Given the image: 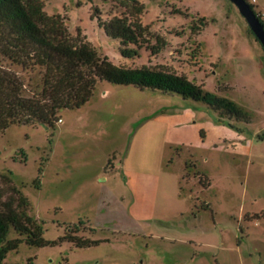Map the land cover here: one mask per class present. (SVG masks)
I'll list each match as a JSON object with an SVG mask.
<instances>
[{
  "label": "rangeland",
  "instance_id": "rangeland-1",
  "mask_svg": "<svg viewBox=\"0 0 264 264\" xmlns=\"http://www.w3.org/2000/svg\"><path fill=\"white\" fill-rule=\"evenodd\" d=\"M247 1L264 22V0ZM45 4L49 15L65 18L74 40L90 42L100 58L185 75L235 102L249 122L225 121L243 132L232 139L241 146L197 150L194 159L177 157L172 171L183 196L175 189L174 199H168L163 191L157 205L177 207L185 215L166 226L156 222L144 227L124 213L123 175L108 172L113 162L103 173L104 163L129 151L148 115L182 97L103 81L86 105L60 111L55 129L15 124L0 131V174L10 176L29 199L30 215L42 224L44 237L55 241L71 229L84 239L108 240L84 248L68 240L44 247L22 243L2 264H264V48L238 7L230 0ZM141 5L143 12L134 13ZM123 16L138 17L148 27L139 56L132 59L122 57L120 41L99 26V17ZM153 46L161 50L154 53ZM0 68L19 77L24 95L42 91L43 67H26L0 53ZM100 174L107 179L98 180ZM5 191L0 177V192ZM166 234L174 239L164 238ZM16 238L20 235L11 230L7 239Z\"/></svg>",
  "mask_w": 264,
  "mask_h": 264
},
{
  "label": "trees",
  "instance_id": "trees-1",
  "mask_svg": "<svg viewBox=\"0 0 264 264\" xmlns=\"http://www.w3.org/2000/svg\"><path fill=\"white\" fill-rule=\"evenodd\" d=\"M45 1L0 0V53L23 66L34 64L45 69L42 91L26 96L19 77L0 68V131L15 124H41L55 129L60 111L86 105L98 83L103 81L200 102L218 113L223 122L226 119L247 121V116L235 102L206 91L185 75L165 68H131L116 65L108 57L100 58L98 50L90 42L72 38L63 16L49 15L45 11ZM129 1L136 3V0ZM134 9V13L143 12L142 5ZM131 15L133 18L134 14ZM257 15L263 22L262 16ZM132 18L113 17L103 21L99 17V26L107 37L120 41V54L126 59L139 56V45L148 32V27L138 17ZM131 44L137 48L130 47ZM151 50L156 53L161 48L153 46ZM259 137L263 139V136ZM112 160L110 158L107 165ZM193 165L196 167L195 162ZM0 177L6 186V191L0 192V264L22 243L44 247L68 240L84 248L103 242L78 237L71 229L58 240L46 239L42 224L30 215L29 199L10 176L0 174ZM11 230L20 238L8 240Z\"/></svg>",
  "mask_w": 264,
  "mask_h": 264
},
{
  "label": "crops",
  "instance_id": "crops-1",
  "mask_svg": "<svg viewBox=\"0 0 264 264\" xmlns=\"http://www.w3.org/2000/svg\"><path fill=\"white\" fill-rule=\"evenodd\" d=\"M140 126L132 139L129 151L122 158L113 156L111 171L106 169L109 158L107 163H104L103 173L107 170L123 175L120 196L127 217L134 219L142 227L156 222L166 226L185 215L177 207L157 205L163 191L167 193L168 199H174L175 189L180 191L179 197L183 196L180 179L176 182L177 174L172 171L174 160L183 154L189 159H194L197 150L214 151L241 146L232 139L235 138L236 132L237 137L242 136L243 132L221 121L217 114L214 116V111L204 104L188 99H177L172 104L168 102V106L148 115ZM172 152H176L173 159ZM194 162L197 163V160ZM106 179V175L98 176V180ZM210 186L211 183L205 189H209ZM88 222L92 226V231L96 232L97 229L90 221ZM164 236L168 240L174 239L171 234Z\"/></svg>",
  "mask_w": 264,
  "mask_h": 264
},
{
  "label": "water",
  "instance_id": "water-1",
  "mask_svg": "<svg viewBox=\"0 0 264 264\" xmlns=\"http://www.w3.org/2000/svg\"><path fill=\"white\" fill-rule=\"evenodd\" d=\"M230 1L238 7L240 13L246 19L252 32L255 34L256 38L264 48V23L260 20L254 8H252L247 0Z\"/></svg>",
  "mask_w": 264,
  "mask_h": 264
}]
</instances>
